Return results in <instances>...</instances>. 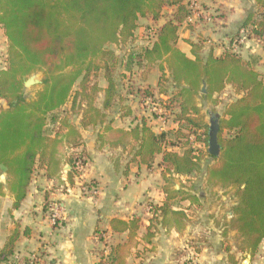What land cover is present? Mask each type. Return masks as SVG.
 I'll return each instance as SVG.
<instances>
[{"label":"trees","instance_id":"1","mask_svg":"<svg viewBox=\"0 0 264 264\" xmlns=\"http://www.w3.org/2000/svg\"><path fill=\"white\" fill-rule=\"evenodd\" d=\"M255 2L259 8L247 14L240 29L246 37L264 41V0ZM165 7L171 12H164ZM189 15L183 0H0V26L7 45L5 66L0 70V99L5 101L0 107V167L14 198L13 208L25 197L38 165H45L46 177L59 188L65 187L61 164L68 163L67 181L74 184V176L86 164L84 151L78 149L81 133L70 121V114L57 118L54 113L69 103L70 112H79L80 126L102 123L118 95L112 68L117 56L108 45L132 43L140 18H163L154 30V40L138 50L133 48L123 69L129 74L138 71L146 78L157 66V92L166 95L171 89L167 108L176 109L175 127L155 133L142 118L127 129L106 125L98 140L121 150L135 148L132 161L137 159L148 167L161 154L160 165L170 175L194 176L204 171L203 156L210 157L206 183L234 189L237 202L230 208L233 217L228 227L237 230L240 251L255 253L264 238V82L238 52L228 48L218 56L209 52L205 58L200 43H191L193 58L177 48L178 27ZM102 69L107 82L104 88L91 80ZM35 72L42 74L41 89L27 99L24 81ZM203 83L204 100L227 85L238 95L218 118L219 157L207 152L208 123L197 102ZM100 92L103 98L98 106ZM147 97L153 98L151 106H158L152 89H139L137 102L144 104ZM126 110L125 115L131 116V109ZM49 119L57 123L56 128L47 129ZM191 136L202 142L205 150L193 146ZM77 161L81 166H76ZM1 187L0 183V194ZM165 192L161 205L148 203L151 218L161 217L163 224L172 220L179 228L185 214L172 210L167 200L181 196L198 204V197L180 188H165ZM110 225L114 232L128 231L127 242L111 247L108 256L109 264H123L138 220L112 218ZM19 234L15 229L7 238L0 264H16L11 257ZM102 234L96 230V239L102 240Z\"/></svg>","mask_w":264,"mask_h":264},{"label":"crops","instance_id":"2","mask_svg":"<svg viewBox=\"0 0 264 264\" xmlns=\"http://www.w3.org/2000/svg\"><path fill=\"white\" fill-rule=\"evenodd\" d=\"M201 1L205 4L201 6L199 19L187 18L179 25L176 47L193 58L191 43L197 42L201 45L202 57L205 58L209 52L218 56L229 48L233 37H237L240 40L238 53L264 82V41L246 37L244 30L240 29L247 14L259 8L255 0ZM170 12L171 9L168 10ZM148 20L156 22V26L163 22V18ZM199 20L204 22V27L200 26ZM5 56L6 38L0 26V70L5 66ZM155 69L156 87L159 73ZM149 74L146 78L141 76V79L146 81ZM226 89L232 95L227 100L224 98ZM126 94L129 97L132 91ZM121 95L119 91L113 106L106 110L102 123L82 127L79 117L70 119L81 133L82 144L78 149L84 151L86 158L85 167L73 178L74 184L67 181L68 163L61 164L60 175L65 187L62 185L59 188H54L52 179L46 177L45 165H38L25 197L18 208H13L14 198L6 187V174L0 167V174L5 175L0 180V251L17 229L20 234L11 257L16 264H22L34 252L40 254L41 264H109L111 247L128 240V231H112L110 220L130 221L136 218L138 227L123 264H264V238L253 255L238 249L241 238L236 229L228 227L233 217L230 208L237 202V197L230 187L207 185L205 168L212 163L210 157L204 155L202 158L204 171L187 177L164 171L160 165L161 154H157L148 167L137 159L132 161L135 148L121 150L101 145L98 136L104 126L127 129L143 118L138 117L131 102H125ZM221 97L224 98V111L227 101L238 95L227 85L219 93ZM2 106H5V101L0 99ZM120 106L129 107L132 115H125ZM213 115L216 116V113ZM146 124L155 133L169 129L155 130L147 121ZM175 150L180 151L177 147ZM86 182L94 183V195L80 189V184ZM165 188H180L198 197V204L181 196L167 200L172 210H182L185 214L179 228L172 220L163 224L161 217L151 218L152 212L147 205H161L167 195ZM46 202H49L48 205ZM55 207L58 208L59 218L52 222ZM96 230L103 232L102 240L96 239Z\"/></svg>","mask_w":264,"mask_h":264},{"label":"rangeland","instance_id":"3","mask_svg":"<svg viewBox=\"0 0 264 264\" xmlns=\"http://www.w3.org/2000/svg\"><path fill=\"white\" fill-rule=\"evenodd\" d=\"M205 3H203L201 1L200 5L203 7ZM169 9H167L166 7L164 8V12H167ZM199 19V18H198ZM199 24L201 27H204V22H202L201 20H199ZM156 22H152L150 20H148V18H141L138 21V28L136 29L135 32V37L132 40V43L128 44V45H122V46H118V45H113L110 44L108 45L109 48L113 49L116 53L117 56V61L115 63V65L112 67L113 68V74H114V79L117 83V88L118 90L121 92V96L122 99L125 102H131L132 106H133V110L138 113V117L140 118L141 116L147 121L148 124H150L155 130H160V128H166V129H170V127H175L176 125V121L174 119L175 117V112L176 109L174 107L171 108H167V99L168 96L167 94H170L171 89L170 88H166V95L165 94H161L159 95V93L157 92V87H155V83L157 80V71L155 68H157V66H154L152 68H154L150 74L149 77L146 81L141 79V74H138L136 72L129 74L128 72H124L123 68L126 67L127 61H128V54L130 52H132L131 50L134 48L135 50H138L140 47L149 45V43H151V41L154 38V30L156 28ZM7 46V45H6ZM132 68H137L132 66ZM31 75H34L35 79L39 80L40 82L30 85L28 87L24 88V94L25 97L27 99H32L35 95V93L41 89V78H42V74L41 72H35L32 73ZM30 75V76H31ZM92 81H96L98 85L100 86H106L107 82L104 76V70H100L97 75L95 77L91 78ZM149 87L153 90V94H154V99L156 102H158V107H154L153 105H149V104H139L137 102L138 100V95H139V89H141L142 87ZM163 86H166L165 84H163ZM118 91V92H119ZM132 91V94L129 95V97H127L128 95L126 94L127 92ZM135 92H137L135 94ZM134 93V95H133ZM202 93L199 92L198 95V104L201 107L202 112L205 114V121L208 123L209 122V118L211 115H213L214 113H216V116L218 115V117H220L221 115H223V100L224 98H226V100L228 98H230L232 95L229 93V90H225V95L224 98L221 97L219 98V93H215L213 94L212 98L209 100H204L201 98ZM103 98V93L101 92L100 94H98L97 96V103L101 101V99ZM126 98V99H125ZM127 100V101H126ZM229 103V101H227V104ZM128 104V103H127ZM226 104V106H227ZM121 110L123 113H125V111H127L124 106H120ZM126 107V105H125ZM69 108V103L68 105L65 107V109H61L59 111H56L54 114H56V117L58 118L59 116H64L65 112L66 114H70V119H74L78 117V110L75 109L73 112H70L68 110ZM226 108V107H225ZM67 110L69 112H67ZM50 117V116H49ZM57 123L52 124L50 119L48 120V125H47V129L51 130L52 128H56ZM168 129V130H169ZM225 134V133H224ZM201 138V136H200ZM190 140L193 142L194 145L196 146H200L202 149L205 150V146L202 144V142L200 141H195L194 140V136L190 137ZM232 189V188H231ZM226 193V192H225Z\"/></svg>","mask_w":264,"mask_h":264},{"label":"built area","instance_id":"4","mask_svg":"<svg viewBox=\"0 0 264 264\" xmlns=\"http://www.w3.org/2000/svg\"><path fill=\"white\" fill-rule=\"evenodd\" d=\"M188 4V8L190 10V15L188 17V20H193L194 18H198L199 16H201V5H200V0H188L187 1ZM240 42V40L237 41H232L230 43V46L228 49H230L233 52H238V43ZM144 104H151V102H153V98L151 97H147L143 99ZM158 107V106H157ZM76 166H81L80 162L77 161ZM83 166L81 167V170H83ZM90 182H86V183H81L80 184V189L82 191H90L92 195H94L96 193L95 189H92V185H89ZM59 211L58 208L55 207V212L52 213L51 215V221L55 222L58 218ZM41 263V257L40 254L38 252H34L32 254H30L27 257V261H23L22 264H40Z\"/></svg>","mask_w":264,"mask_h":264},{"label":"water","instance_id":"5","mask_svg":"<svg viewBox=\"0 0 264 264\" xmlns=\"http://www.w3.org/2000/svg\"><path fill=\"white\" fill-rule=\"evenodd\" d=\"M38 82H40V81L35 79L34 75H31L24 81V86L28 87V86L36 84ZM200 92L202 94L206 93L205 83L202 84ZM218 133H219L218 118L215 115H211L209 118V122H208L207 152L214 157H219V155H220V145H219L218 140H217ZM4 178H5V175L0 174V180H3Z\"/></svg>","mask_w":264,"mask_h":264}]
</instances>
